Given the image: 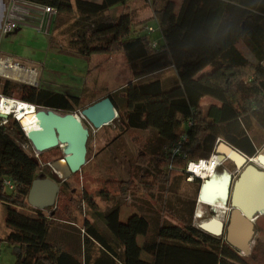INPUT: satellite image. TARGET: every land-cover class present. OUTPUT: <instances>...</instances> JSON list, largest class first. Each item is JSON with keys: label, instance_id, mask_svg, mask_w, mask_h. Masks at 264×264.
Returning a JSON list of instances; mask_svg holds the SVG:
<instances>
[{"label": "trees", "instance_id": "trees-1", "mask_svg": "<svg viewBox=\"0 0 264 264\" xmlns=\"http://www.w3.org/2000/svg\"><path fill=\"white\" fill-rule=\"evenodd\" d=\"M27 1L56 9L49 35L51 46L59 48L54 41L56 33L62 34L61 24L67 23L61 19L65 15L71 20L66 24L65 46L70 52L80 56L124 53L132 80L107 94L118 112L111 122L117 121L125 129L152 130L167 146L187 133L185 158L171 156L166 148L163 151L165 183L172 176L197 182L198 178L185 179L186 163L208 159L217 137L248 156L256 153L250 131L255 125L264 129V0H181L178 5L174 0H153L150 17L159 24L161 37L156 47L146 35L133 33L129 12L115 17L105 13L124 0ZM239 41L251 59L238 48ZM170 67L173 75L165 79L154 76ZM205 67L210 69L197 75ZM0 94L63 112H74L80 105L78 96L2 76ZM203 96L217 101L208 105L205 114L199 103ZM8 118L3 123L0 118V202L8 228L2 240L17 248L15 264H116V258L119 264H251L247 258L252 252L244 255L223 236H213L191 222L179 225L163 221L153 236L140 242L139 238L150 231L148 219L133 213L121 220L116 206L103 213L102 219L121 251L118 253L85 222L82 258H77L58 241L49 239L53 210L47 215L33 208L35 216L18 210L29 208L26 198L32 179L46 175L38 171L36 160L17 142L16 135L28 140L18 121L12 117L11 124L6 125ZM4 179L13 184L9 192ZM105 183L114 192L127 185L116 178ZM60 190L59 184L56 199ZM82 200L91 203L88 197ZM93 242L100 247L96 256L89 247Z\"/></svg>", "mask_w": 264, "mask_h": 264}, {"label": "rangeland", "instance_id": "rangeland-1", "mask_svg": "<svg viewBox=\"0 0 264 264\" xmlns=\"http://www.w3.org/2000/svg\"><path fill=\"white\" fill-rule=\"evenodd\" d=\"M174 1L178 5L181 0ZM152 3L153 0H124L110 7L105 13L115 17L124 11L129 12L133 19V33H141L152 37L157 32H147L145 28L147 25L156 26L155 18L150 17L153 14ZM160 3L161 1H159ZM61 19L62 21L64 19L67 22L66 24L71 21L65 15ZM66 24H61L62 34L58 35L56 33L54 43L59 45L60 50L69 51L65 47L68 36ZM237 46L251 59V55H249L241 41L237 43ZM72 55L64 62L56 59L59 63L57 64L54 61L56 63L52 66V68L62 72L58 73L61 76H57L64 80L57 77L51 79L53 81L45 79L49 83H40L41 87L78 96L80 105L73 113L80 117L82 123L89 128L85 164L63 180L64 182L61 181L59 183L61 190L53 204L54 206L50 209H41L47 215L50 210L54 212V217L50 220L49 239L58 241L63 249L70 251L81 259L83 225L87 222L92 224L99 235L119 253L121 247L117 244L102 219V214L115 206L119 208L121 220H125L133 213L142 214L148 219L150 231L147 236H150L140 237V242L147 241L151 235L153 236L163 221L179 225L191 222L192 225L196 226L199 221L208 218L210 214L209 208L196 201L201 178L197 182L189 183L182 178L177 180L172 176L169 182L165 183L166 166L162 158L163 151L165 148L168 149V146L154 131L125 129L117 121L110 122L96 129L91 126L86 118L82 117L80 110L90 104L91 101H95L93 96L106 88L131 80L132 70L124 53H94L91 56H80L73 53ZM209 69L210 67H205L197 75L205 73ZM6 73L20 78V80L8 79L36 85L37 81L34 78H32V83H30L23 79L25 75L15 74L12 70ZM38 80L40 81L41 78ZM84 84L87 85L84 86ZM12 98L20 100L16 96ZM209 101L213 100L206 98L200 104L203 114L206 112ZM58 112L64 113L63 111ZM14 114L11 112L9 115L11 118L7 117L8 122H6V125L11 124ZM16 120L20 127L22 126L24 129L35 127L37 124L35 113L25 116L21 121L19 119ZM11 131L13 130L11 129ZM250 135L254 141L256 152L264 150V129L255 125L250 131ZM16 138L21 147L36 160L38 171H41L46 176H51L52 168L49 163L56 158L62 157L63 145L39 152L33 148L29 140H21L17 135ZM217 138L223 139L221 137ZM212 155L214 154L212 153L209 158ZM216 158V160L219 159L218 157ZM235 169V163L229 159L223 161L218 168V170H226L230 174ZM114 178L127 182V185H123L119 192H114L113 189H109L106 186V180ZM178 182L179 187H177ZM171 188L173 189L170 190ZM6 191L9 192V190ZM96 191L103 192V194L96 193ZM84 197H88L92 206L82 200ZM31 207L30 205L27 209L18 207V210L26 215L35 216L37 212L33 210L34 207ZM199 211L203 214L201 217H196L195 215ZM4 221L5 207L0 202V238L4 237L8 232ZM89 247H91L94 256L99 254L100 247L97 243H90ZM251 247L252 255L247 258V261L251 264H264V215L259 216L254 221ZM16 250L17 248L14 244L0 240V264H15ZM115 263L119 264L117 258Z\"/></svg>", "mask_w": 264, "mask_h": 264}, {"label": "water", "instance_id": "water-1", "mask_svg": "<svg viewBox=\"0 0 264 264\" xmlns=\"http://www.w3.org/2000/svg\"><path fill=\"white\" fill-rule=\"evenodd\" d=\"M158 75V73H157ZM35 111L37 127L23 129L26 138L37 151L63 145L61 158L52 160L51 176L37 175L32 179L27 192V203L38 209L55 203L59 183L86 162L89 129L73 112L59 113L53 108L38 107ZM93 128H100L117 117L110 97L105 95L80 110ZM6 119L7 113L0 112ZM213 153L233 161L238 175L232 179L226 170H216L201 178L196 199L219 201L228 208L226 221L217 215L201 220L196 227L213 236H223L224 240L244 255L251 252L254 221L264 215V151L248 156L224 139H219ZM99 193V191H96ZM105 198V197H104ZM213 207V206H212ZM212 210H216L215 207Z\"/></svg>", "mask_w": 264, "mask_h": 264}, {"label": "crops", "instance_id": "crops-1", "mask_svg": "<svg viewBox=\"0 0 264 264\" xmlns=\"http://www.w3.org/2000/svg\"><path fill=\"white\" fill-rule=\"evenodd\" d=\"M24 9H27L29 12H23ZM8 11H13L14 14L17 16L16 25L8 33H3L2 23ZM43 14L44 13L42 12L40 5L34 4L27 0H17L11 4L7 3L6 0H0V56L9 57L11 60L17 61L22 66L33 69V72H28V75L26 74V72H20L19 70L14 68H8L5 71L12 70V72L15 74L20 73L21 75H25L23 79L27 80V82L30 83H32V78H34L35 81H37L36 85L38 86H40V83L48 82L46 81L47 79L51 80L61 76L58 73L62 72L57 71L56 69L52 68V66L56 62L58 64V61L64 62L67 58L73 56L72 52L60 50L59 48L50 45L49 35L51 32V21L55 14ZM43 16L44 22L43 25H41V20ZM146 36L150 40L153 38H158L157 34L152 37H149L148 35ZM56 59H58V61H56ZM159 73L160 72H158V75L157 73H155L154 76H162L165 79L174 74L173 69L171 67L164 69L161 75ZM3 77L20 80V78H18L17 76H13L10 73H6V76ZM40 78L41 80L39 81L38 79ZM61 79L64 80L63 78ZM131 80L124 81L121 84H118L117 86L111 88H106L93 97L95 98V100H97L107 95L108 93H111L112 91L120 88L123 84ZM86 85L87 84H84V86ZM206 98L212 99L209 96H203L202 98H200L199 103L201 104L202 100ZM212 100L213 101H209V104L217 103L216 100ZM2 239L3 237L0 238V240Z\"/></svg>", "mask_w": 264, "mask_h": 264}, {"label": "built area", "instance_id": "built-area-1", "mask_svg": "<svg viewBox=\"0 0 264 264\" xmlns=\"http://www.w3.org/2000/svg\"><path fill=\"white\" fill-rule=\"evenodd\" d=\"M14 1H17V0H6V2L7 3H10V4L13 3ZM32 3L40 5L41 6V9H42V12L44 14L48 13V14H52L53 15V14L56 13V9L54 7H52V6H50V5L40 4V3H35V2H32ZM23 12H25V13L27 12L28 13L29 11L27 9H24ZM16 20H17V16L14 14V12L13 11H8L6 13L5 18H4V21L2 23V32L3 33H8L9 31H11L14 28V26L16 25ZM43 22H44V16H43V18L41 20V25H43ZM145 28H146L147 32H157L158 38H153V39L150 40L151 46L152 47H156L157 46V41L159 40V38H161L160 37V26H159V24L156 21V26L155 27L150 26V25H147ZM7 68H18V69H20L22 71H27L29 73H32L33 72V69L26 68V67L22 66L21 64H19L17 61L11 60L9 57H6V56L5 57H2V56H0V76H6L5 70ZM3 98L5 100L8 99V98L11 99V100H14L13 98L6 97V96H3V95L0 94V101ZM0 112H2L1 109H0ZM11 112L14 114L15 111H9L7 113L8 116L11 114ZM14 117L16 119H19L17 114H14ZM78 118L80 119V117H78ZM1 119H2L1 120V123L5 122V120H6L4 118H1ZM191 124H192V121L189 120L188 121V126H190ZM219 139L220 138H217L216 139V142ZM186 141H188V135H187L186 132H183V133L180 134V136L177 138V140H175V141H173V142H171L169 144L168 151H169L170 155L171 156H180L182 158H185L186 155H187V152L184 150L183 147H184V143ZM212 153H213V151H212ZM202 160L203 159H198L197 161H194V160L187 161L186 166L184 168L185 169L184 171L187 173L186 180L192 181V179L197 178L196 176H199V175H197L195 173L194 166L197 165ZM4 185H5V187L8 190H11L13 188V184H12V182L9 179H4Z\"/></svg>", "mask_w": 264, "mask_h": 264}, {"label": "bare ground", "instance_id": "bare-ground-1", "mask_svg": "<svg viewBox=\"0 0 264 264\" xmlns=\"http://www.w3.org/2000/svg\"><path fill=\"white\" fill-rule=\"evenodd\" d=\"M14 69H17L20 72H26V74L28 75L27 71H22V70H20L18 68H14ZM6 72L7 71H5V73ZM0 109L4 113H8L9 111H15L16 114L18 115L19 121H21L25 116L34 114L36 109H37V107L35 105H32V104L27 103V102L20 101V100H11L9 98L5 100L3 98L0 101ZM35 127H37V124H36ZM262 151H264V150H262ZM213 154L214 155H212L211 158L203 159L201 162H199L197 165L194 166V171H195V173L197 175H199V177H206V175H208L209 173L213 172V169H214V167H216V165H218L220 162H222L221 160H223V157H221V156H219V155H217L215 153H213ZM216 157H218L219 159L216 160L217 159ZM199 202L201 204L202 203L209 204V205L215 207L216 211L218 212V214H219V212L220 213L222 212V207L223 206H224V209H226V206L223 205L220 201L217 204H214L211 201H207V200L201 199V200H199ZM198 210H200V209H198Z\"/></svg>", "mask_w": 264, "mask_h": 264}, {"label": "flooded vegetation", "instance_id": "flooded-vegetation-1", "mask_svg": "<svg viewBox=\"0 0 264 264\" xmlns=\"http://www.w3.org/2000/svg\"><path fill=\"white\" fill-rule=\"evenodd\" d=\"M234 146V145H233ZM225 160H227V159H224L223 161H225ZM222 161V162H223ZM221 162V163H222ZM220 163V164H221ZM220 164H218L217 166H216V168L214 167V169H213V172L216 170L218 173H221L222 172V170H218V168H219V165ZM237 175H238V170H236L235 169V171L233 172V173H231V177H232V179H235L236 177H237ZM186 179V178H185ZM195 179V178H194ZM194 179H192V181H194ZM199 179V178H198ZM187 181H189V180H187ZM198 190H199V188H198ZM198 192V191H197ZM99 193L102 195V193L99 191ZM196 201L198 202V203H200L197 199H196ZM201 204V203H200ZM202 204H204V203H202ZM207 208H209V217L208 218H210V216L211 215H219L220 214V212H219V214H218V212L215 210H212V206L211 205H209V204H204ZM229 210H228V208L227 209H224V206L222 207V214H220L218 217H220L223 221H226V218H227V212H228ZM201 211L200 212H198V214L197 215H195L196 217H201V215L203 214V213H201ZM208 218H206V219H208Z\"/></svg>", "mask_w": 264, "mask_h": 264}]
</instances>
